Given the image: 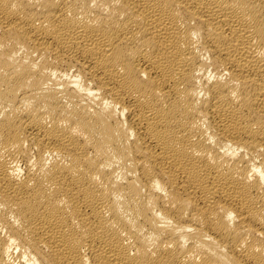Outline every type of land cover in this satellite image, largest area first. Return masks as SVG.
Returning a JSON list of instances; mask_svg holds the SVG:
<instances>
[{
    "label": "bare ground",
    "instance_id": "1",
    "mask_svg": "<svg viewBox=\"0 0 264 264\" xmlns=\"http://www.w3.org/2000/svg\"><path fill=\"white\" fill-rule=\"evenodd\" d=\"M0 264H264V0H0Z\"/></svg>",
    "mask_w": 264,
    "mask_h": 264
}]
</instances>
